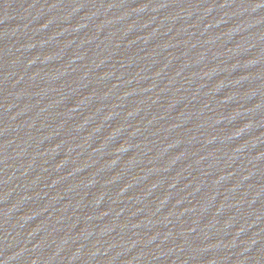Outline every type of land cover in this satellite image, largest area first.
<instances>
[{
  "label": "water",
  "instance_id": "1",
  "mask_svg": "<svg viewBox=\"0 0 264 264\" xmlns=\"http://www.w3.org/2000/svg\"><path fill=\"white\" fill-rule=\"evenodd\" d=\"M0 264H264V0H0Z\"/></svg>",
  "mask_w": 264,
  "mask_h": 264
}]
</instances>
